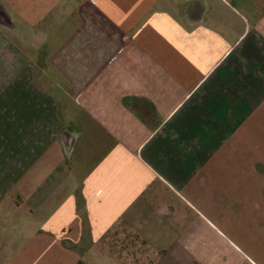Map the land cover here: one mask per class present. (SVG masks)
<instances>
[{
  "label": "crops",
  "instance_id": "crops-1",
  "mask_svg": "<svg viewBox=\"0 0 264 264\" xmlns=\"http://www.w3.org/2000/svg\"><path fill=\"white\" fill-rule=\"evenodd\" d=\"M244 240L264 264V0H0V264Z\"/></svg>",
  "mask_w": 264,
  "mask_h": 264
},
{
  "label": "rangeland",
  "instance_id": "rangeland-1",
  "mask_svg": "<svg viewBox=\"0 0 264 264\" xmlns=\"http://www.w3.org/2000/svg\"><path fill=\"white\" fill-rule=\"evenodd\" d=\"M254 225H249V229H253ZM238 244L242 247V249L246 252V255L253 260L254 264H262V261L259 259L258 254L254 253L255 249L258 248L261 242L256 241H238Z\"/></svg>",
  "mask_w": 264,
  "mask_h": 264
}]
</instances>
